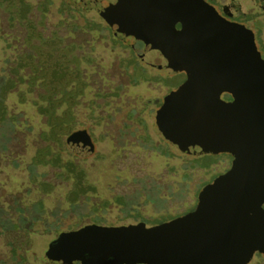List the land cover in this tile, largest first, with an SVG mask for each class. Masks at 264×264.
Masks as SVG:
<instances>
[{
  "label": "rangeland",
  "instance_id": "obj_1",
  "mask_svg": "<svg viewBox=\"0 0 264 264\" xmlns=\"http://www.w3.org/2000/svg\"><path fill=\"white\" fill-rule=\"evenodd\" d=\"M218 1L264 22L255 0ZM47 54L79 74L49 81ZM78 78L86 88L75 103L62 101ZM184 80L146 65L94 11L63 0H0V264H48L49 243L86 225L150 227L193 211L232 160L182 153L157 130L156 110ZM52 98L71 113L70 133L90 136L92 153L68 146L70 133L42 137ZM257 256L248 264H264Z\"/></svg>",
  "mask_w": 264,
  "mask_h": 264
},
{
  "label": "water",
  "instance_id": "obj_2",
  "mask_svg": "<svg viewBox=\"0 0 264 264\" xmlns=\"http://www.w3.org/2000/svg\"><path fill=\"white\" fill-rule=\"evenodd\" d=\"M63 1L96 12L146 65L184 74L155 112L164 140L191 156L227 154L232 161L199 192L193 211L150 227L91 224L61 232L44 260L248 264L254 254L264 256V60L253 33L204 0ZM66 143L94 150L85 130L70 133Z\"/></svg>",
  "mask_w": 264,
  "mask_h": 264
},
{
  "label": "trees",
  "instance_id": "obj_3",
  "mask_svg": "<svg viewBox=\"0 0 264 264\" xmlns=\"http://www.w3.org/2000/svg\"><path fill=\"white\" fill-rule=\"evenodd\" d=\"M20 3H22V0H18ZM25 6V5H24ZM90 24L85 25V27H88ZM94 27L97 28H101L99 24L93 23L92 24ZM179 27V26H177ZM115 41V40H114ZM116 42V41H115ZM47 60L46 63L42 66L43 70H48L51 72H53V74L50 77L51 82L56 83L58 81H61L62 78L64 77H72V76H77L79 74V70L77 68L74 69H70L68 66H64L59 64L58 62H49L51 59V55L47 54ZM89 57H85L83 58V60H87ZM58 74L61 75V79L58 78L56 79V75L58 76ZM86 88V83L83 82L82 80H80L79 78L76 79V84L71 87L70 89H68V91H66L65 95L62 99V101L65 100V102H68L69 104H73L75 103V100L77 99L78 94L80 93V91L82 92L83 89ZM67 95V96H66ZM225 97H230L229 95H225ZM60 99V100H61ZM58 100V101H60ZM57 100L52 98L49 99L48 102V107L47 108H43V110L48 114V124L47 127L45 129V132L42 134V137L45 140H52V141H57L59 139V136L61 134H69L72 131V126H71V113L67 112L64 113L63 111H59L56 110V108L54 107V105H56ZM42 110V111H43ZM44 158H42L43 161ZM59 157L58 155H51L49 158V163L52 165H58L59 163ZM68 171L73 173L74 175H77L78 177V171L75 170V168H68ZM81 177V175H79V178Z\"/></svg>",
  "mask_w": 264,
  "mask_h": 264
},
{
  "label": "flooded vegetation",
  "instance_id": "obj_4",
  "mask_svg": "<svg viewBox=\"0 0 264 264\" xmlns=\"http://www.w3.org/2000/svg\"><path fill=\"white\" fill-rule=\"evenodd\" d=\"M208 1L218 6V8H216L215 6L211 5L213 8L215 7L214 9L222 18H224L228 22L242 25L253 33L256 49L260 53L261 58L264 60V40L260 36L262 29H264V22L260 20H256V17L253 15H247L241 13L239 11V8L235 7L233 4H231V2L225 4L219 2L218 0H208ZM255 1L261 4L259 8L256 9V12L259 14L264 13V0H255ZM249 21L252 22V28H250V26L248 25ZM255 27H257V29ZM222 97L225 98L224 99L225 101L231 100L230 97L229 98L225 97V95H223ZM256 255H258L257 257H259L261 260L264 261V256L262 254L256 253Z\"/></svg>",
  "mask_w": 264,
  "mask_h": 264
}]
</instances>
